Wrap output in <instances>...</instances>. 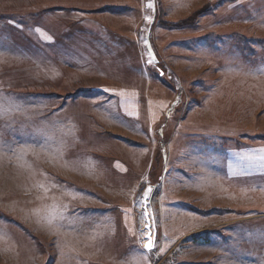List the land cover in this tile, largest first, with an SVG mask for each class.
<instances>
[{"label":"rangeland","instance_id":"374dc122","mask_svg":"<svg viewBox=\"0 0 264 264\" xmlns=\"http://www.w3.org/2000/svg\"><path fill=\"white\" fill-rule=\"evenodd\" d=\"M262 68L264 0H0V264H264Z\"/></svg>","mask_w":264,"mask_h":264},{"label":"crops","instance_id":"0c3cea01","mask_svg":"<svg viewBox=\"0 0 264 264\" xmlns=\"http://www.w3.org/2000/svg\"><path fill=\"white\" fill-rule=\"evenodd\" d=\"M101 45L99 48L102 49L100 50L96 55L99 57V59H101L102 57H105V59L101 60L103 61V65L101 63H99L98 65H101L102 68H104L106 66V69L109 68V65L112 64L111 62H107V59H110L112 56L114 58L115 55H119L120 58H118V62L120 64V66L122 67V74H123V78L128 81V82H119L120 80L118 79L119 77L115 76V74H110L108 73L107 71H103L102 69H99L101 70V74H103L104 76H108V80H110L109 76H112L113 79L116 81L114 84H106L107 86V92L106 93H102V95L104 96H108V97H137V96H143L144 93L142 90V85H144L145 83V75H140L138 71H136L134 68H133V65L132 64H129L123 59L124 57H122V54L124 53V50L122 48V50H119L117 47H114V46H110L108 47L107 46V43H102V41L100 40L99 41ZM113 47L116 49V50H119L121 51V53H116V51L113 49ZM112 48V50L110 49ZM102 54V57H100V55ZM99 61V60H98ZM117 62V63H118ZM127 65V66H126ZM104 66V67H103ZM126 71H129L131 72L132 74L131 75H127V72ZM122 81H124L122 79ZM112 86L114 88H112ZM111 88L113 90H111ZM145 89V87H144ZM113 92H111V91ZM121 92H123V95H121ZM91 157L89 159V162H90V170H91V164L92 162L96 161V172L100 173V176L102 175V179H103V184H110L111 185V181H105L104 179V176L106 177L107 179V172H109V174L111 173L110 170H106L109 165H110V162L111 160L109 161V165L106 166L105 165V162H104V157L103 156H98L94 153H91L90 154ZM112 173H113V170H112ZM105 205H107V202H105ZM95 207L98 208V203L96 205H93Z\"/></svg>","mask_w":264,"mask_h":264},{"label":"snow or ice","instance_id":"6c2138e0","mask_svg":"<svg viewBox=\"0 0 264 264\" xmlns=\"http://www.w3.org/2000/svg\"><path fill=\"white\" fill-rule=\"evenodd\" d=\"M148 7H152V4L149 3ZM146 20H150V17H145ZM36 31H40V29H36ZM48 39H51V37H48ZM151 62V60L149 61ZM261 71H264V68L261 69ZM121 95H123V92H121ZM151 192V188L147 189L145 192V197H147L149 195V193ZM144 216H147V213L144 214ZM150 227V225H148ZM146 248H148L149 250L152 249L153 247V238L151 235L148 236V243L145 245Z\"/></svg>","mask_w":264,"mask_h":264},{"label":"water","instance_id":"95a60500","mask_svg":"<svg viewBox=\"0 0 264 264\" xmlns=\"http://www.w3.org/2000/svg\"><path fill=\"white\" fill-rule=\"evenodd\" d=\"M149 55H150V57H151V59H152L153 61H156V60H157V58H156V56H155V53L153 52L152 49H149Z\"/></svg>","mask_w":264,"mask_h":264},{"label":"trees","instance_id":"16d2710c","mask_svg":"<svg viewBox=\"0 0 264 264\" xmlns=\"http://www.w3.org/2000/svg\"><path fill=\"white\" fill-rule=\"evenodd\" d=\"M206 9H209V5H205L204 7L200 8L199 10L203 11V10H206ZM155 20H156V18H155ZM156 21H159V20H156Z\"/></svg>","mask_w":264,"mask_h":264}]
</instances>
